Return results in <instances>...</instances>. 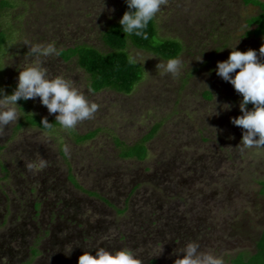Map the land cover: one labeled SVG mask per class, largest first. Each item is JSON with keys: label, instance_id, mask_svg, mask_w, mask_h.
Returning a JSON list of instances; mask_svg holds the SVG:
<instances>
[{"label": "rangeland", "instance_id": "rangeland-1", "mask_svg": "<svg viewBox=\"0 0 264 264\" xmlns=\"http://www.w3.org/2000/svg\"><path fill=\"white\" fill-rule=\"evenodd\" d=\"M8 1L13 7L0 15L12 33L0 56L5 88L35 59L32 43L54 42L58 52L84 42L104 50L101 35L119 20L124 3ZM258 12L242 0H162L158 31L182 41V63L177 74L165 73L156 66L162 58L130 46L144 80L129 95L94 94L76 60L41 55L49 76L71 79L98 107L72 128L18 130L27 114L55 118L37 96L28 98L27 112L16 102L17 120L0 127V264H77L97 246L131 248L142 264H172L189 240L224 264L240 251L255 253L264 229V145H238L241 126L230 117L240 114L242 95L214 69L228 47L256 49L264 59L258 51L264 36L246 34L254 28L246 20ZM155 124L146 160L119 156L117 137L132 145ZM97 128L94 139L77 143L78 135Z\"/></svg>", "mask_w": 264, "mask_h": 264}, {"label": "clouds", "instance_id": "clouds-1", "mask_svg": "<svg viewBox=\"0 0 264 264\" xmlns=\"http://www.w3.org/2000/svg\"><path fill=\"white\" fill-rule=\"evenodd\" d=\"M127 9L119 18L121 31L125 34L147 36L143 32L160 9L162 0H125ZM237 44V43H236ZM235 44V45H236ZM230 49L224 60H218L215 72L223 80L229 82L234 90L242 95L239 101L240 114L230 117L234 125L241 126V139L238 145L242 148L264 145V59L257 56V50L248 48L241 51L235 46ZM29 51L35 59L22 67L16 77L17 83L10 94H5L0 87V127L9 121L17 120L16 101L39 97L42 105L49 113H55V122L63 128H72L78 121L91 117L98 105L87 98L85 93L76 87L73 81L62 74L49 76L42 65L40 56L58 54L54 42L32 43ZM260 56H264V44L259 47ZM201 57L199 58V60ZM129 63L136 64L132 54L128 55ZM181 57H169L158 61L156 66L165 73L177 74L181 65ZM238 71H234L237 70ZM251 103V107H247ZM224 109L230 104L224 103ZM216 110V108H215ZM43 128L50 129L53 123L42 117ZM45 161L41 159L40 164ZM31 167V163L27 165ZM177 255L172 264H224V258L210 251L200 250L196 241L189 240L176 250ZM77 264H142V259L128 247L106 248L97 246L94 253L83 251L77 258Z\"/></svg>", "mask_w": 264, "mask_h": 264}, {"label": "trees", "instance_id": "trees-1", "mask_svg": "<svg viewBox=\"0 0 264 264\" xmlns=\"http://www.w3.org/2000/svg\"><path fill=\"white\" fill-rule=\"evenodd\" d=\"M245 5H253L259 8V12L246 20L248 27L253 29L247 31V35H254L256 37L264 36V2L261 0H242ZM13 7L11 1L0 0V15L9 8ZM127 9V4L123 3V12ZM119 21V20H118ZM118 21H113L105 28L102 33V43L104 50L87 44L78 43L73 47L61 49L58 55L65 61L71 62L76 60L78 66L88 73V87L94 94L105 90H111L117 93L129 95L132 94L136 87L144 80V68L140 63L132 64L128 61V48L130 46L139 50L152 53L163 60L169 57H176L181 55L184 46L179 38L161 37L158 31L155 17L148 22V25L143 32H147V36L125 34L121 31V25ZM12 33L9 34L7 30L0 25V56L4 51V47L9 43ZM16 83L7 86L6 88L0 84L4 89L5 94H10ZM204 96L208 99L212 98L210 91H205ZM22 108L27 110L28 99H18L16 101ZM247 107H251V103ZM27 112V111H26ZM42 116L37 114H27L24 116L18 125L17 129L23 126H31L39 128L43 131H52L55 127L60 126L55 122L53 117H45L53 127L45 129L40 125ZM159 124H155L149 133L144 135L141 140L132 145H127L118 137L115 139L117 146L120 148L119 156L123 159H136L139 161L146 160L149 154L148 143L153 140L159 131ZM101 129L97 128L94 131L86 134L78 135L76 137L77 143H83L94 139ZM62 154L64 155L63 151ZM3 172L8 173V169L2 166ZM71 180L75 179L71 176ZM75 182V181H74ZM261 184V196L264 197V180ZM95 195L96 193L90 192ZM107 201V200H105ZM39 208L36 203L35 209ZM256 252L250 253L247 251H240L236 256L230 259L231 264H264V229L261 234L255 239ZM31 254L35 256L38 251L33 247ZM157 261H153L155 263Z\"/></svg>", "mask_w": 264, "mask_h": 264}]
</instances>
